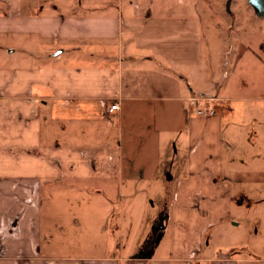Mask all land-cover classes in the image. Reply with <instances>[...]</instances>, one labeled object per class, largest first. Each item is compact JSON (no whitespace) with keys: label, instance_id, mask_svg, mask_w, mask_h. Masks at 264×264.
Segmentation results:
<instances>
[{"label":"crops","instance_id":"crops-1","mask_svg":"<svg viewBox=\"0 0 264 264\" xmlns=\"http://www.w3.org/2000/svg\"><path fill=\"white\" fill-rule=\"evenodd\" d=\"M47 1L0 0V264H209L235 188L264 191V39L220 63L213 0ZM141 185L129 249L118 195Z\"/></svg>","mask_w":264,"mask_h":264},{"label":"rangeland","instance_id":"rangeland-1","mask_svg":"<svg viewBox=\"0 0 264 264\" xmlns=\"http://www.w3.org/2000/svg\"><path fill=\"white\" fill-rule=\"evenodd\" d=\"M68 1L80 2L81 0H49L47 2L53 3V10L56 15L63 16ZM99 1L110 2L112 0ZM212 7L217 14L215 22L217 27H210L206 24L204 26L205 52L207 55L213 50L220 63L227 61L231 63L234 58L232 42H239L238 40H240L246 44L253 42L254 39H264V18L255 16L247 0H233L230 13L226 9V0H213ZM212 75L213 72L210 73L209 71L206 76L209 78ZM254 105L264 108V102L254 103ZM261 110L264 111V109ZM248 133L251 143L259 149L258 128L256 127V134L253 130H249ZM258 166L259 164H254L247 166L246 170L240 171H243L246 177L249 173L254 172ZM244 188L245 196L243 198L245 200L243 202L241 190L235 188L234 192L235 203L233 208L237 221L240 222L239 226L230 223L228 217L225 221V224L228 223V227L217 231L215 238L208 240L209 244H206L207 240L203 242V247L210 245V250L208 249V253L204 254V257L207 256V258L204 259L203 257V261L206 262L207 260L209 264H253L248 262L264 264V191H256L254 185L248 184L244 185ZM165 199L168 197L166 196ZM118 200L120 203L117 204V210L123 215L124 213L127 215V219H123L122 234L119 235L121 243L127 245L129 249L136 246L141 248L149 236L148 234L145 237V215L153 210L150 205L145 206V188L141 185L136 186L134 191L130 193L120 192ZM166 201L164 200V203ZM114 221L116 222V218ZM198 258H202V256Z\"/></svg>","mask_w":264,"mask_h":264},{"label":"built area","instance_id":"built-area-1","mask_svg":"<svg viewBox=\"0 0 264 264\" xmlns=\"http://www.w3.org/2000/svg\"><path fill=\"white\" fill-rule=\"evenodd\" d=\"M192 103H194V113L196 116L201 118H211L216 114L215 110V102L219 101L216 98L209 97H195L191 99ZM118 109V104H113L110 108V112L113 113Z\"/></svg>","mask_w":264,"mask_h":264},{"label":"water","instance_id":"water-1","mask_svg":"<svg viewBox=\"0 0 264 264\" xmlns=\"http://www.w3.org/2000/svg\"><path fill=\"white\" fill-rule=\"evenodd\" d=\"M233 0H226V9L231 12V5ZM248 4L254 11L255 16L264 18V0H247Z\"/></svg>","mask_w":264,"mask_h":264}]
</instances>
